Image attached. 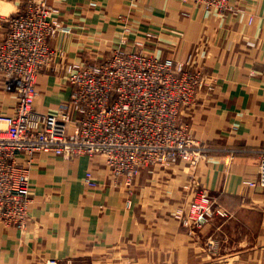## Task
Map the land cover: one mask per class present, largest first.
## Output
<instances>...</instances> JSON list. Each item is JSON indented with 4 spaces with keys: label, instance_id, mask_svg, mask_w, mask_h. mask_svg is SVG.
Wrapping results in <instances>:
<instances>
[{
    "label": "crops",
    "instance_id": "obj_1",
    "mask_svg": "<svg viewBox=\"0 0 264 264\" xmlns=\"http://www.w3.org/2000/svg\"><path fill=\"white\" fill-rule=\"evenodd\" d=\"M24 0H0L5 17ZM70 32L50 39L56 56L37 78L35 107L51 112L70 98L69 64L110 56L132 28L144 51L199 69L196 102L182 120L198 146L195 164L177 160L143 167L116 180L101 155L32 158L31 202L23 229L0 223V264H264V190L256 176L264 154V0H230L204 8L180 0H48ZM0 73V112L17 97ZM86 171L97 179L85 182ZM208 191L227 216L198 228L187 209Z\"/></svg>",
    "mask_w": 264,
    "mask_h": 264
},
{
    "label": "built area",
    "instance_id": "obj_2",
    "mask_svg": "<svg viewBox=\"0 0 264 264\" xmlns=\"http://www.w3.org/2000/svg\"><path fill=\"white\" fill-rule=\"evenodd\" d=\"M223 11L230 0H180ZM7 32L0 41V73L17 97L11 114L0 112V223L23 229L31 202L33 156L46 153L64 159L101 155L113 178H133L139 170L177 160L195 164L205 146L191 139L182 111L196 102L202 84L199 69H184L172 57L144 51L124 35L110 56L94 63L69 64V100L51 112L35 107L37 78L56 53L50 39L68 33L52 16L48 0H24L20 11L5 17ZM85 182L97 179L86 171ZM264 190V154L256 176L246 180ZM227 216L216 198L201 190L187 209L195 227L213 216ZM47 264H57L50 260Z\"/></svg>",
    "mask_w": 264,
    "mask_h": 264
},
{
    "label": "rangeland",
    "instance_id": "obj_3",
    "mask_svg": "<svg viewBox=\"0 0 264 264\" xmlns=\"http://www.w3.org/2000/svg\"><path fill=\"white\" fill-rule=\"evenodd\" d=\"M204 225H205V224H204ZM204 225H203V226H204ZM201 227H202V226H201ZM199 228H200V227H199Z\"/></svg>",
    "mask_w": 264,
    "mask_h": 264
}]
</instances>
